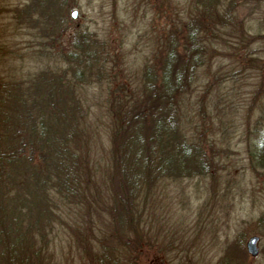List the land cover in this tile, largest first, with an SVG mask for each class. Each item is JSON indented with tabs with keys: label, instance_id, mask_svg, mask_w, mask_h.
I'll return each instance as SVG.
<instances>
[{
	"label": "rangeland",
	"instance_id": "374dc122",
	"mask_svg": "<svg viewBox=\"0 0 264 264\" xmlns=\"http://www.w3.org/2000/svg\"><path fill=\"white\" fill-rule=\"evenodd\" d=\"M33 1L0 0V48L8 49L0 52L2 79L34 74L43 61L38 56L46 55L44 65L52 58L61 64L84 34L96 50L83 61L90 83L74 92L90 113L82 153L92 171L87 188L99 189L102 207L88 205L79 215L74 225L82 238L56 233L49 264H96L99 240L111 242L108 257L120 264H264V0H214L209 10L203 0H49L51 18L42 21ZM55 25L60 30L50 31ZM168 34L176 35L180 58L189 63L184 110L202 128L191 140L213 168L208 177L161 182L126 235L124 218L103 209L104 201L113 202L118 128L108 97L120 89L143 96L146 69L159 61ZM252 237L259 238L255 258L247 251Z\"/></svg>",
	"mask_w": 264,
	"mask_h": 264
},
{
	"label": "trees",
	"instance_id": "16d2710c",
	"mask_svg": "<svg viewBox=\"0 0 264 264\" xmlns=\"http://www.w3.org/2000/svg\"><path fill=\"white\" fill-rule=\"evenodd\" d=\"M203 3L209 10L215 1ZM32 5L38 20L51 18L49 0H34ZM56 27L50 31L58 32ZM193 35L197 32L190 39L195 63L200 45ZM90 38L82 35L81 43L61 55V64L60 59L52 58L44 65L46 55H42L34 74L20 79L0 77V264H49L52 253L48 248L56 233L70 230L77 239L82 238L74 225L81 212L88 205L102 207L99 189L87 188L92 171L82 153L90 113L74 92L75 85L90 83L84 64L96 52ZM175 39V34H168L157 51L159 61L148 65L142 97L130 89L108 97L113 108L109 115L118 127L112 134L115 174L110 181L114 188L122 189H109L105 184L113 202L104 201L103 209L110 218H124L121 223L126 235L161 182L208 177L213 168L202 145L191 140L201 136L202 128L192 125L184 110L189 63L180 58ZM0 52L7 55L8 49L1 47ZM145 120L148 126L143 128ZM262 159L258 156L257 162ZM126 242V247H132L131 241ZM97 243L101 248L96 264H120L117 256L108 257L115 251L111 242Z\"/></svg>",
	"mask_w": 264,
	"mask_h": 264
},
{
	"label": "water",
	"instance_id": "95a60500",
	"mask_svg": "<svg viewBox=\"0 0 264 264\" xmlns=\"http://www.w3.org/2000/svg\"><path fill=\"white\" fill-rule=\"evenodd\" d=\"M72 17H73V19H75L76 13H74ZM258 242H259V238L252 237L247 243V251H248L249 255H251L254 258L257 257L259 254L258 247H257Z\"/></svg>",
	"mask_w": 264,
	"mask_h": 264
}]
</instances>
